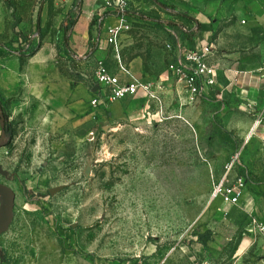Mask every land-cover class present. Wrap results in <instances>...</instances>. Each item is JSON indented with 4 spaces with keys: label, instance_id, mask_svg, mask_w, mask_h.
I'll use <instances>...</instances> for the list:
<instances>
[{
    "label": "rangeland",
    "instance_id": "374dc122",
    "mask_svg": "<svg viewBox=\"0 0 264 264\" xmlns=\"http://www.w3.org/2000/svg\"><path fill=\"white\" fill-rule=\"evenodd\" d=\"M84 2L0 0V51L22 64L35 48L48 49L44 77L58 72L90 94L97 61L88 47L104 40L103 17L116 12L90 0L96 14L76 39L87 45L78 51L71 31ZM221 2L126 0L122 59L137 60L147 80L169 77L166 43L175 36L183 43L182 30L197 31L191 14ZM259 42L264 51L262 32ZM58 81L24 82L29 95H0V185L15 194L0 264H263L264 235L254 221L264 224V139L255 134L264 92L253 99L223 85L196 98L177 88L162 104L137 97L100 112L89 96L70 108L76 101L50 89ZM225 172L236 204L211 197ZM3 202L0 195V210Z\"/></svg>",
    "mask_w": 264,
    "mask_h": 264
},
{
    "label": "crops",
    "instance_id": "0c3cea01",
    "mask_svg": "<svg viewBox=\"0 0 264 264\" xmlns=\"http://www.w3.org/2000/svg\"><path fill=\"white\" fill-rule=\"evenodd\" d=\"M96 3V1H94ZM96 10L90 8V0H85L82 14L79 20L71 31L70 44L72 48L78 51L83 50L87 45L82 46L77 44L76 39H84L88 32V18H93ZM91 16V17H90ZM117 13L107 14L103 17L102 34L104 40L101 41L103 45L110 47V54L102 48L101 42L92 51L93 57L103 62L114 71L115 66V53L112 51L111 46L107 44V28L117 23ZM192 18L196 21L200 30L196 31L191 40H182V47L188 49L199 50L207 44H211L212 48L207 57L209 64L214 66L218 78V86H226L233 89L235 94H246L253 99L264 92V51L261 50L263 45L259 42L260 33H264V0H222L219 8L216 10L212 4L207 3L204 5L203 12L191 14ZM133 20V19H132ZM243 21V22H242ZM93 33V30H90ZM126 32V31H125ZM124 33V32H123ZM121 33V35H123ZM118 39L120 45V37ZM177 38V36H175ZM175 40V39H174ZM173 41L166 43V48L170 53L171 62L173 60ZM170 46V48L167 47ZM119 47V46H118ZM245 47V48H243ZM238 48V49H236ZM120 54V49H119ZM53 54L48 49L42 47L37 48L32 56L27 61H22L10 53L0 51V61L5 63L6 67L0 66V95L3 98H11L17 92L23 90L27 95L32 91L20 89L23 83L36 87L39 85L36 81L39 79L44 80L45 84L49 80H59L57 83H50V89L60 90L63 99L68 97L71 101H76L69 107H79V101L82 98H90V94L79 85L71 86L69 81L63 77V81L59 79V73L52 71L50 78H45L44 74L47 72L48 61L52 58ZM121 56V55H120ZM122 59V56H121ZM130 72L138 79L147 80L139 73V62L133 60L126 62L122 59ZM47 68V69H46ZM120 78L125 80V75L120 74ZM155 84L157 94L160 97L161 104L164 100L165 94L174 92L177 88L183 87L175 81L171 73L169 77L157 81H151ZM168 83V84H167ZM184 90V89H183ZM185 91V90H184ZM142 97L149 100L152 104L156 105V101L148 99L143 93L138 92L134 96H129L121 99L119 102L126 99H135ZM79 99V101H77ZM79 102V103H78ZM114 112L120 108L119 103L109 106ZM109 109V108H108ZM102 112L101 110H98ZM110 113V112H109ZM255 134L261 141L264 139V124L257 126ZM248 135V134H247ZM247 137H245L246 139ZM249 207L248 210H252Z\"/></svg>",
    "mask_w": 264,
    "mask_h": 264
},
{
    "label": "built area",
    "instance_id": "2783aa9c",
    "mask_svg": "<svg viewBox=\"0 0 264 264\" xmlns=\"http://www.w3.org/2000/svg\"><path fill=\"white\" fill-rule=\"evenodd\" d=\"M100 1L106 6L112 7L118 15L117 23L107 28L106 37L107 44L111 46L112 51L115 53L116 68L114 71H111L103 60H97L93 72L94 85L90 88V108L104 112L111 103L134 96L138 92L143 93L148 99L161 104L160 97L157 94L159 87H156L151 81L136 78L122 61L119 54V36L130 28V24L125 16V9H127L126 0ZM167 47L170 48L169 45ZM172 47L174 53L170 73L175 81L192 97L210 96L218 86L216 69L207 60L210 47L205 45L199 50L184 48L178 37L175 38ZM120 74L125 75V80L120 78ZM250 135H247V137ZM235 155L237 157V154ZM231 165L232 163L226 166V171H229ZM226 173L214 184L211 197L214 198L218 194H223L227 201L236 204L239 194L234 190L233 186L224 185L227 179ZM254 227L259 234L264 235V224L254 221ZM262 261L264 264V258Z\"/></svg>",
    "mask_w": 264,
    "mask_h": 264
},
{
    "label": "water",
    "instance_id": "95a60500",
    "mask_svg": "<svg viewBox=\"0 0 264 264\" xmlns=\"http://www.w3.org/2000/svg\"><path fill=\"white\" fill-rule=\"evenodd\" d=\"M89 165L84 169V175H88ZM0 195L4 198L3 205L0 210V233L5 230L11 221L14 208V192L4 185H0Z\"/></svg>",
    "mask_w": 264,
    "mask_h": 264
},
{
    "label": "trees",
    "instance_id": "16d2710c",
    "mask_svg": "<svg viewBox=\"0 0 264 264\" xmlns=\"http://www.w3.org/2000/svg\"><path fill=\"white\" fill-rule=\"evenodd\" d=\"M4 3H8V0H2ZM72 26V22H70L68 25H67V28H66V30H68L70 27ZM198 30H200V27L198 26L197 27V31ZM66 32V31H65ZM181 37H182V39L184 40H191L192 39V36L195 34L194 33V31H184V30H182L181 32ZM34 50H36V48L34 49ZM33 50V52H35Z\"/></svg>",
    "mask_w": 264,
    "mask_h": 264
}]
</instances>
